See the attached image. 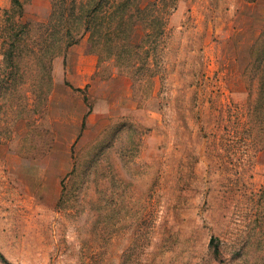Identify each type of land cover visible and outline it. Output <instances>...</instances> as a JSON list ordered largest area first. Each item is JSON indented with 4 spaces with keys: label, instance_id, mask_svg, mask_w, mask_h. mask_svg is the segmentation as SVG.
I'll list each match as a JSON object with an SVG mask.
<instances>
[{
    "label": "rangeland",
    "instance_id": "rangeland-1",
    "mask_svg": "<svg viewBox=\"0 0 264 264\" xmlns=\"http://www.w3.org/2000/svg\"><path fill=\"white\" fill-rule=\"evenodd\" d=\"M56 1L0 0L8 264H264V105L250 70L264 0H156L155 17L152 0H109L136 21L124 42L114 18L113 44L81 37L95 78L114 77L93 91L65 79L67 51L42 64L30 53ZM58 62L74 91L49 107Z\"/></svg>",
    "mask_w": 264,
    "mask_h": 264
},
{
    "label": "trees",
    "instance_id": "trees-1",
    "mask_svg": "<svg viewBox=\"0 0 264 264\" xmlns=\"http://www.w3.org/2000/svg\"><path fill=\"white\" fill-rule=\"evenodd\" d=\"M12 1L21 6L19 0ZM127 3L128 1H126V5L122 4L120 9L117 7L115 10L109 11L106 10L109 6V0H57L52 6L48 20L41 24L42 39L35 42L30 49L34 62L38 61L42 64V60L46 59L47 63L50 62L54 56L64 54L70 46L78 43L86 33H89L90 37L92 36L93 42H114L109 37L112 35V26L109 21L111 18L116 20L114 32L117 33H113L112 36H118L119 34L118 39L124 42V37L132 31L131 28L136 21L134 19L132 22L130 20L132 16L126 15L129 8ZM150 4L152 10L149 12V16L155 17L156 10L153 7L157 5V2L152 0ZM144 8L145 6H137L136 10L141 12ZM146 36H149V33ZM260 43L263 46L260 54L262 56L252 63L250 70L256 78L258 90L256 95L257 98H260L259 106H262L264 105V35ZM133 47L140 48L141 45L135 44ZM119 53L121 54V51ZM42 66L44 67V65ZM147 68L149 67L147 66ZM0 260L8 264L1 252Z\"/></svg>",
    "mask_w": 264,
    "mask_h": 264
},
{
    "label": "crops",
    "instance_id": "crops-1",
    "mask_svg": "<svg viewBox=\"0 0 264 264\" xmlns=\"http://www.w3.org/2000/svg\"><path fill=\"white\" fill-rule=\"evenodd\" d=\"M97 55L93 53L90 49L87 43H85L83 40L80 39V41L67 50L64 58H63V75L65 79L76 89H80L81 87H88L87 89L90 91H93L92 89H105L106 86H110L111 81L114 77H110L108 79L104 80H98L95 78V72L97 68ZM59 62L56 63V73L58 74L55 79L54 87L56 86V90L52 91L50 97H49V107L54 106L55 103H58V93L59 92H65V94H68L69 91L72 90L71 87L63 84H60V71ZM58 78V79H57ZM98 85L100 87H98ZM123 88V86H122ZM57 91H59L57 93ZM70 92V93H71ZM124 92L128 94V86L124 87ZM129 98V96H126V100ZM68 98L64 97L61 102V106L64 105H72L71 101L67 100ZM126 100L122 101L121 103L127 104ZM59 105V104H58ZM78 113V112H77ZM76 113V114H77ZM73 114V115H76ZM68 116L70 117V112L68 111ZM82 116V114H81ZM73 118V117H71ZM76 121L82 117H80V114L76 115ZM81 120V119H80Z\"/></svg>",
    "mask_w": 264,
    "mask_h": 264
}]
</instances>
